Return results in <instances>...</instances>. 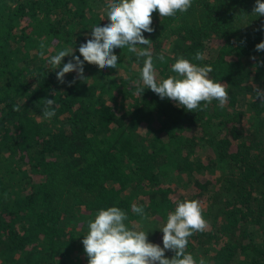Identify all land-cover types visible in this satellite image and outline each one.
I'll return each instance as SVG.
<instances>
[{
    "label": "trees",
    "instance_id": "16d2710c",
    "mask_svg": "<svg viewBox=\"0 0 264 264\" xmlns=\"http://www.w3.org/2000/svg\"><path fill=\"white\" fill-rule=\"evenodd\" d=\"M254 5L192 0L175 16L151 13L150 43L137 47L151 51L157 79L182 56L211 64L228 91L222 107L190 111L138 93L143 58L126 47L113 50L116 68L84 60L82 73L57 80L48 57L71 46L80 55L90 26L106 19L105 0H0V264H87V222L112 205L161 244L158 228L184 199H197L207 222L185 251L207 264H264V102L255 95L264 15ZM45 98L55 108L47 120Z\"/></svg>",
    "mask_w": 264,
    "mask_h": 264
},
{
    "label": "clouds",
    "instance_id": "9594fccd",
    "mask_svg": "<svg viewBox=\"0 0 264 264\" xmlns=\"http://www.w3.org/2000/svg\"><path fill=\"white\" fill-rule=\"evenodd\" d=\"M191 3L192 0H105L106 19L102 18L90 26V35L86 34L78 45L80 55L71 46L48 57L47 64L51 66L50 70L59 67L55 75L58 81H62L64 74L73 69L82 73L84 60L95 62L97 66L116 68L118 57L113 50L126 47L128 52L135 54L137 61L143 58L139 70V81L143 87H137L138 93L148 88L161 99L173 100L190 111L206 106L212 100L222 107L228 98V91L223 83L210 78L209 73L213 71L211 64L200 66L177 56L170 66L173 75L157 79L151 51L147 47H137L150 43L143 33L153 31V11L160 17H171L177 12L187 11ZM252 13L264 15V0H255ZM261 30L264 31V25ZM255 48L257 51L264 50V40L258 42ZM69 54L72 58L61 66L62 58ZM203 58L200 52L194 57L197 61ZM157 59L164 62L165 58L161 54ZM255 95L264 102V90L255 89ZM201 101L204 105L200 104ZM14 110H17L16 106ZM41 113L45 120L55 115L54 98H45ZM131 210L144 216L143 205L132 204ZM126 221V213L115 205L97 210L87 222V233L81 241L88 258L87 264H207L204 258L195 259L185 251L188 238L194 232L205 230L207 225L197 199L176 202L166 221L158 228L162 232L161 244L148 241L145 230L129 227ZM166 250H172L174 255L166 257Z\"/></svg>",
    "mask_w": 264,
    "mask_h": 264
},
{
    "label": "rangeland",
    "instance_id": "374dc122",
    "mask_svg": "<svg viewBox=\"0 0 264 264\" xmlns=\"http://www.w3.org/2000/svg\"><path fill=\"white\" fill-rule=\"evenodd\" d=\"M138 224H139V223H138ZM139 225H140V224H139ZM141 225H142V224H141ZM136 227H138V226H136ZM140 227H141V226H139L137 229H140ZM146 230L149 232L150 228H149V227H147V229H146ZM146 230H145V231H146ZM147 234H148V233H147Z\"/></svg>",
    "mask_w": 264,
    "mask_h": 264
}]
</instances>
